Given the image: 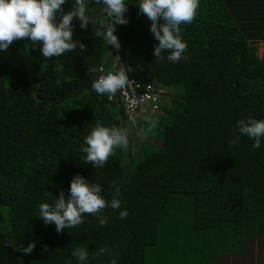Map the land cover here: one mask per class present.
Returning a JSON list of instances; mask_svg holds the SVG:
<instances>
[{
	"label": "trees",
	"instance_id": "obj_1",
	"mask_svg": "<svg viewBox=\"0 0 264 264\" xmlns=\"http://www.w3.org/2000/svg\"><path fill=\"white\" fill-rule=\"evenodd\" d=\"M125 2L129 22L117 25L121 47L114 49L124 62L138 63L141 82L170 89L155 113L134 117L138 134L91 87L94 69L112 60L111 46L94 36L102 4L88 0L86 29L73 21V39L84 51L46 59L25 40L0 50V264H78L71 252L84 246L88 264L112 257L117 264H215L217 254H238L245 242L264 237V138L254 149L236 128L242 118L264 120V52L256 54V42H264V0H199L194 21L181 25L187 59L179 63L167 52L154 57L151 21L138 15L139 0ZM74 3L67 0L64 12ZM150 120L158 123L145 138ZM98 122L127 127L128 148L141 141L136 156L142 143L154 146L128 174L114 156L95 168L81 149ZM128 148L116 152L130 158ZM77 173L100 184L106 199H119L121 209L104 211L105 227L86 216L57 233L37 216L39 205L54 203L61 191L68 197ZM123 209L126 219L119 218ZM8 240L25 247L34 241L35 249L24 254ZM105 245L112 256L91 259Z\"/></svg>",
	"mask_w": 264,
	"mask_h": 264
},
{
	"label": "clouds",
	"instance_id": "obj_2",
	"mask_svg": "<svg viewBox=\"0 0 264 264\" xmlns=\"http://www.w3.org/2000/svg\"><path fill=\"white\" fill-rule=\"evenodd\" d=\"M66 2L67 0H0V50H7L15 41L25 40L30 42L32 49L39 45L40 55L46 59L60 57L77 49L84 51L86 46L73 39V21L78 20L81 29L88 27V0H75L71 10L64 12L63 5ZM95 3L104 6L105 15L96 22L94 36L103 38L105 45L120 49L116 27L128 24V3L125 0H95ZM198 8L199 0H139L138 15L143 14L151 21L150 31L158 41L153 47L154 57L164 59L163 53L167 52V59L172 63L187 59V44L181 37V25L191 24L197 16ZM129 80L123 68L117 73L110 72L99 77L91 87L98 95L114 96L128 85ZM129 121L132 125L136 124L134 117L130 116ZM157 123V120L148 121L147 126L141 130L142 135L146 138ZM236 128L240 135L247 136L254 142V149L261 147L264 120L242 118L236 122ZM239 140L240 136H236L229 146L234 147ZM84 143L85 146L81 149L85 153L83 162L95 168H103L110 157L116 155L117 149L127 148L129 131L127 127H109L98 122L85 137ZM69 193L65 197L61 191L54 203L39 205L37 216L45 225L54 224L57 233L82 225L86 216L96 217L99 225L105 227L108 217L103 215L104 211L121 209L119 199H106L102 195L100 184L89 182L79 173L71 179ZM127 215L126 209L120 210L119 218L126 219ZM7 243L24 254H31L35 249L34 241H30L26 247L17 245L12 240ZM42 250L47 251L48 246L43 245ZM103 255L112 256L111 249L106 245L94 252L91 259L98 260ZM71 256L77 259L78 264H88L90 259L86 246L74 248ZM67 264H72V261L68 260ZM109 264H117L116 258L112 257Z\"/></svg>",
	"mask_w": 264,
	"mask_h": 264
},
{
	"label": "built area",
	"instance_id": "obj_3",
	"mask_svg": "<svg viewBox=\"0 0 264 264\" xmlns=\"http://www.w3.org/2000/svg\"><path fill=\"white\" fill-rule=\"evenodd\" d=\"M109 54L112 56V60L108 62V67L104 68L103 65H98L94 69V79L96 80L110 72L117 73L125 68L130 80L128 85L114 96L104 95L107 102L111 103L116 110L121 111L128 118L130 116L147 118L155 113L158 110L161 89L156 88L149 82H141L137 78V62L132 61L131 66L126 67V63L114 48H110ZM129 68L131 70H128Z\"/></svg>",
	"mask_w": 264,
	"mask_h": 264
},
{
	"label": "rangeland",
	"instance_id": "obj_4",
	"mask_svg": "<svg viewBox=\"0 0 264 264\" xmlns=\"http://www.w3.org/2000/svg\"><path fill=\"white\" fill-rule=\"evenodd\" d=\"M256 54L257 56H260L264 52V42H256ZM110 50V49H109ZM108 50V52H109ZM107 56V55H106ZM126 57H133L134 53L131 51H127L125 54ZM131 59V58H130ZM133 59V58H132ZM132 59H131V64H132ZM125 63L127 64L126 67H130V63L128 62L127 59H125ZM137 64V63H136ZM161 92H164L163 94H160V100L161 102L166 101L167 95L170 93V89H162ZM113 108L110 105H107V110L110 112H115ZM136 120V124L132 125L131 122L129 121L128 126H129V131L132 134H138V129L135 128L138 126L139 118H134ZM141 141H137V138H134L131 140V146L128 148L129 154H131V157L125 156L124 153H117L114 156L120 163L124 165V171L125 173H130L132 171L133 165L137 159H139L140 156L148 153L151 148L154 146L153 143L151 142H144L140 145V155L136 156V152L138 151L139 144ZM143 146V147H142ZM127 148H122L123 151H127ZM143 148V149H142ZM118 151V149H117ZM127 171V172H126ZM264 237H260L256 242L252 243H247L245 246V253L242 256H237L235 259L234 258H229V260H223L221 261V264H264Z\"/></svg>",
	"mask_w": 264,
	"mask_h": 264
},
{
	"label": "crops",
	"instance_id": "obj_5",
	"mask_svg": "<svg viewBox=\"0 0 264 264\" xmlns=\"http://www.w3.org/2000/svg\"><path fill=\"white\" fill-rule=\"evenodd\" d=\"M260 237H263V236H259L257 237L254 241H252L253 243L256 242V240H258ZM252 242H245L243 244V248H242V251L239 252L238 254L235 252H231V253H224V254H217L216 255V263L215 264H221V261L223 262V260H229V258H236L237 256H242L244 253H245V246L247 243H252ZM264 242V241H263ZM148 261H149V257H148ZM200 260H196L195 263L196 264H199Z\"/></svg>",
	"mask_w": 264,
	"mask_h": 264
}]
</instances>
